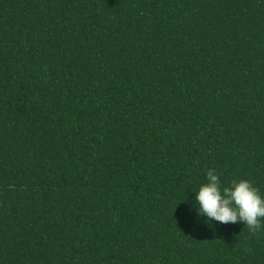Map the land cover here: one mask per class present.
I'll return each mask as SVG.
<instances>
[{
  "label": "trees",
  "instance_id": "16d2710c",
  "mask_svg": "<svg viewBox=\"0 0 264 264\" xmlns=\"http://www.w3.org/2000/svg\"><path fill=\"white\" fill-rule=\"evenodd\" d=\"M264 0H0V264H264Z\"/></svg>",
  "mask_w": 264,
  "mask_h": 264
},
{
  "label": "clouds",
  "instance_id": "9594fccd",
  "mask_svg": "<svg viewBox=\"0 0 264 264\" xmlns=\"http://www.w3.org/2000/svg\"><path fill=\"white\" fill-rule=\"evenodd\" d=\"M193 207L206 224L243 223L255 233L264 227V194L246 179L222 186L215 169L206 172V182L193 190Z\"/></svg>",
  "mask_w": 264,
  "mask_h": 264
}]
</instances>
